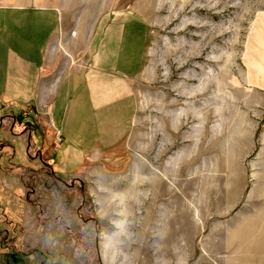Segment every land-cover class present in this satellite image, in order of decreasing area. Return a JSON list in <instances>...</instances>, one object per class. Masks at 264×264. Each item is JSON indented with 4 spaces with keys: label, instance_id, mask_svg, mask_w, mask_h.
I'll use <instances>...</instances> for the list:
<instances>
[{
    "label": "rangeland",
    "instance_id": "374dc122",
    "mask_svg": "<svg viewBox=\"0 0 264 264\" xmlns=\"http://www.w3.org/2000/svg\"><path fill=\"white\" fill-rule=\"evenodd\" d=\"M79 2L47 81L85 67L102 6L136 7L149 25L136 133L82 180L68 141L45 156L46 136L59 142L47 121L25 130L5 116L24 101L0 102V264H264V0Z\"/></svg>",
    "mask_w": 264,
    "mask_h": 264
},
{
    "label": "crops",
    "instance_id": "0c3cea01",
    "mask_svg": "<svg viewBox=\"0 0 264 264\" xmlns=\"http://www.w3.org/2000/svg\"><path fill=\"white\" fill-rule=\"evenodd\" d=\"M79 3L0 0V102L24 101L5 116L14 117L25 130L31 131V125L43 127L47 121L51 131L58 132L59 142L46 136L45 156L68 141L62 158L75 165L68 175L85 180L91 173L84 165L92 167L100 158L114 156L136 133L131 81L143 67L149 25L134 6H102L87 38L85 67L52 85L45 75L54 62L49 45L63 11L76 10ZM44 101L50 106L39 111ZM256 195L249 193L253 199ZM258 195L264 199V187Z\"/></svg>",
    "mask_w": 264,
    "mask_h": 264
}]
</instances>
